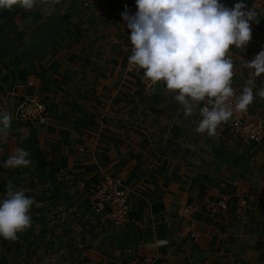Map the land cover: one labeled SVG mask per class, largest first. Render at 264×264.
<instances>
[{"label":"crops","instance_id":"crops-1","mask_svg":"<svg viewBox=\"0 0 264 264\" xmlns=\"http://www.w3.org/2000/svg\"><path fill=\"white\" fill-rule=\"evenodd\" d=\"M243 2L259 22H250L244 49L230 50L235 96L248 78L243 60L264 50V0ZM125 10L135 15L136 0H60L51 14L40 0L31 11L0 9V112L12 116L0 142V200L11 181L36 202L30 228L15 241L0 237V264H139L148 254L153 264H264V100L256 95L264 75L246 111L262 122L258 142H243L227 123L214 136L197 133L206 101L185 117L164 82L146 87L130 70ZM25 98L44 103L43 122L14 116ZM20 148L30 166L5 168ZM104 178L126 195L118 226L90 205ZM222 197L228 211L209 214L206 202ZM181 202L191 206L186 216Z\"/></svg>","mask_w":264,"mask_h":264},{"label":"clouds","instance_id":"clouds-1","mask_svg":"<svg viewBox=\"0 0 264 264\" xmlns=\"http://www.w3.org/2000/svg\"><path fill=\"white\" fill-rule=\"evenodd\" d=\"M60 0H40L43 10L51 14ZM37 0H0V9L20 6L31 11ZM138 11L121 13L130 29L132 54L129 64L144 70V77L153 84L164 82L174 100L183 108L185 117L193 114V104L207 102L200 109L201 119L196 132L214 136L222 123L233 116L231 99L235 96L232 80L233 46L244 49L252 38L250 22L258 23L253 8L240 0L232 8L220 0H136ZM248 78L242 93L235 96L236 112H246L254 100L257 78L264 75V50L253 60L244 61ZM256 95L264 100V88ZM12 116L0 112V142H7ZM30 153L17 149L9 156L5 168H27ZM36 202L17 190L11 181L6 197L0 200V237L15 241L18 233L31 227L32 206ZM164 246L166 240H157Z\"/></svg>","mask_w":264,"mask_h":264},{"label":"built area","instance_id":"built-area-1","mask_svg":"<svg viewBox=\"0 0 264 264\" xmlns=\"http://www.w3.org/2000/svg\"><path fill=\"white\" fill-rule=\"evenodd\" d=\"M132 54V48H130ZM130 70L137 73L142 79L146 87H153L156 84L151 83L144 77V70L129 64ZM163 82H160L162 84ZM235 98L231 99L233 107V116L227 122L230 131L239 137L243 142H258L262 135V122L254 115L247 112H236L234 108ZM207 106V105H205ZM204 106V107H205ZM45 114L44 103L36 98L23 99L14 116L18 120L25 122H43ZM89 200L92 209L103 218L110 221L113 225H121L128 216V204L124 190L118 180L112 178H104L95 184L89 193ZM181 214L186 216L191 206L185 202H181ZM206 211L215 215L217 213L227 212L229 202L225 197L218 200L206 202ZM194 234V233H193ZM155 254L142 256L139 264H153ZM78 264H94L89 260L82 261Z\"/></svg>","mask_w":264,"mask_h":264},{"label":"water","instance_id":"water-1","mask_svg":"<svg viewBox=\"0 0 264 264\" xmlns=\"http://www.w3.org/2000/svg\"><path fill=\"white\" fill-rule=\"evenodd\" d=\"M234 4L240 2V0H233Z\"/></svg>","mask_w":264,"mask_h":264},{"label":"trees","instance_id":"trees-1","mask_svg":"<svg viewBox=\"0 0 264 264\" xmlns=\"http://www.w3.org/2000/svg\"><path fill=\"white\" fill-rule=\"evenodd\" d=\"M223 5H224V6H226V4H225V3H223ZM226 7H228V6H226Z\"/></svg>","mask_w":264,"mask_h":264}]
</instances>
